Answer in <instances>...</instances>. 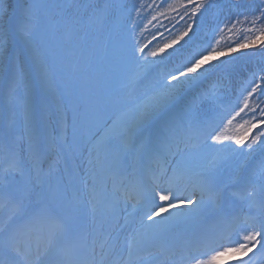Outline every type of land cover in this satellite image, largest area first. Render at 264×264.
<instances>
[{"label":"snow or ice","instance_id":"snow-or-ice-1","mask_svg":"<svg viewBox=\"0 0 264 264\" xmlns=\"http://www.w3.org/2000/svg\"><path fill=\"white\" fill-rule=\"evenodd\" d=\"M259 260L264 0H0V264Z\"/></svg>","mask_w":264,"mask_h":264},{"label":"rangeland","instance_id":"rangeland-1","mask_svg":"<svg viewBox=\"0 0 264 264\" xmlns=\"http://www.w3.org/2000/svg\"><path fill=\"white\" fill-rule=\"evenodd\" d=\"M222 259V262L223 261H226V260H228V259H230V257L229 256H225V257H223V258H221ZM262 260H259L258 261V264L261 262Z\"/></svg>","mask_w":264,"mask_h":264},{"label":"trees","instance_id":"trees-1","mask_svg":"<svg viewBox=\"0 0 264 264\" xmlns=\"http://www.w3.org/2000/svg\"><path fill=\"white\" fill-rule=\"evenodd\" d=\"M16 0H12V4L15 5ZM145 35H147V33H145Z\"/></svg>","mask_w":264,"mask_h":264}]
</instances>
